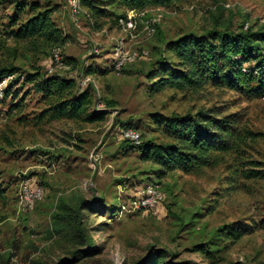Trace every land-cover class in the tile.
<instances>
[{"label":"rangeland","instance_id":"1","mask_svg":"<svg viewBox=\"0 0 264 264\" xmlns=\"http://www.w3.org/2000/svg\"><path fill=\"white\" fill-rule=\"evenodd\" d=\"M95 2L105 16L96 17L88 8L73 15L69 0H0V69L17 70L0 92V264H57L89 246L95 253L76 264H134L156 249L189 264H264L263 179H244L242 189L229 192L231 155L196 172L163 173L159 165L144 160L142 149L147 142H172L158 129L155 115L229 103L231 111L246 108L247 126L260 135L248 154L264 165V96L235 104L234 92L212 83L196 94L169 88L153 92L149 79L158 61L174 59L165 46L180 35L264 27V0H185L151 7L140 22L159 12L164 16L152 37L142 23L138 35L130 37L117 23L125 10L113 0ZM32 3L41 10L53 9L51 19L65 39L61 45L69 63L53 73L51 47L35 50L10 34L18 29L12 26L17 8L26 6L18 18L21 23L31 16ZM122 38L126 50L149 51L150 59L117 70L116 41ZM263 60L264 55L251 60L243 70L258 73ZM35 73L40 77L29 81ZM55 74L77 83L89 77L91 109H106V118L86 123L51 117L45 110L54 101L39 89L42 79ZM127 127L141 133L139 144L122 137ZM25 181L42 187L44 196L32 210L20 213L18 197ZM150 182L160 183L165 195L156 213L121 209ZM79 205L84 241L74 235L71 224L56 217L64 209L74 213ZM239 221L259 228L236 242L216 234ZM199 245L210 249L212 258L198 251Z\"/></svg>","mask_w":264,"mask_h":264},{"label":"trees","instance_id":"2","mask_svg":"<svg viewBox=\"0 0 264 264\" xmlns=\"http://www.w3.org/2000/svg\"><path fill=\"white\" fill-rule=\"evenodd\" d=\"M183 1L185 0H113L126 13L128 10L142 12L151 7H171ZM81 3L96 17H103L106 14L104 9L96 5L95 0H81ZM25 8L26 6L17 8L19 12L12 21V26H18V29L11 31V36L35 50L42 46L51 47L52 51L57 46L62 47L61 42L65 39L61 29L51 19L53 9L41 10L37 3H32L29 5L31 16L19 23L18 18ZM126 13L119 15L118 25L119 18ZM262 42L264 27L257 30L247 27L238 32L214 28L205 34L180 35L168 41L165 46L174 59L158 61V70L149 74V79L152 80L151 89L153 92H160L169 88L184 94H196L212 83L217 88L234 92L237 95L235 104L262 97L264 60L257 65L258 73L253 69L248 72L243 70L244 64L258 60L264 55ZM65 63H69L66 57ZM16 72L15 67L1 68L0 81L8 76H14ZM38 77H40L38 73L32 74L29 81H34ZM78 85L74 78L57 74L42 79L39 90L54 101L45 111L53 118H67L86 123L103 121L107 110L91 109L93 106L91 83L84 88ZM230 109L229 103H222L184 114H172L169 117L155 115L158 129L172 142L144 143L142 146L144 160L159 165L163 173L173 170L192 173L205 167H214L224 160L225 155H231L232 158L227 165L229 174L226 177V189L229 192L242 189L244 179L264 180L263 163L250 158L248 154L251 144L260 135L247 126L245 107L237 111ZM82 205H79L74 213L64 209L57 213L56 217L71 224L75 230L74 235L84 241ZM258 228L255 224L239 221L219 228L216 234L236 242L254 233ZM196 248L208 258H212L210 249L204 245ZM94 253L95 248L91 246L88 249H76L71 257H62L57 264H76ZM134 264L189 263L178 260L176 254L156 249Z\"/></svg>","mask_w":264,"mask_h":264},{"label":"built area","instance_id":"3","mask_svg":"<svg viewBox=\"0 0 264 264\" xmlns=\"http://www.w3.org/2000/svg\"><path fill=\"white\" fill-rule=\"evenodd\" d=\"M70 11L73 15H78L84 11V7L81 0H69ZM144 11L136 12L134 10H128L126 15L119 18V24L121 28L130 36L136 37L138 31L140 30V24L143 25V30L146 32L148 37L155 35L157 30V25L160 24L164 18L163 13L159 12L152 17L140 22L142 19ZM140 22V23H139ZM125 38L116 41V50L114 57V66L117 70L122 69L128 64L134 63L141 58L150 59L149 51H131L125 49ZM53 65L49 68V72L53 73L57 67L63 66L65 64V56L62 51V47L57 46L52 51ZM12 78L8 76L7 79L0 82V92L2 86L6 83L8 79ZM90 78L82 77L80 79L79 86L84 88L88 85ZM122 137L132 143L139 144L141 142V133L132 127H127L122 132ZM44 191L40 186H32L29 181H25L19 191L18 199V211L20 213H25L34 208L36 203L43 199ZM164 192L160 185L156 183H148L139 190L136 197L129 200L127 204H122L121 209L134 211V210H149L154 213L158 211L159 205L164 200Z\"/></svg>","mask_w":264,"mask_h":264}]
</instances>
